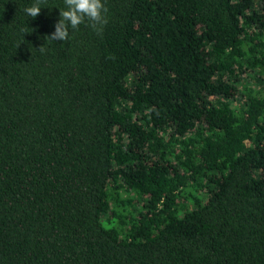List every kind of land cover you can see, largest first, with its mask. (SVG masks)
<instances>
[{"label": "trees", "instance_id": "1", "mask_svg": "<svg viewBox=\"0 0 264 264\" xmlns=\"http://www.w3.org/2000/svg\"><path fill=\"white\" fill-rule=\"evenodd\" d=\"M104 2L0 0V264H264V0Z\"/></svg>", "mask_w": 264, "mask_h": 264}, {"label": "clouds", "instance_id": "2", "mask_svg": "<svg viewBox=\"0 0 264 264\" xmlns=\"http://www.w3.org/2000/svg\"><path fill=\"white\" fill-rule=\"evenodd\" d=\"M46 0H33V3L23 11L28 17H37ZM65 8L59 9V20L55 23V31L46 37L47 41H65L70 39V29L78 31L81 24L87 23L94 32L102 34L108 24V9L104 0H64ZM28 28H22V33H28ZM24 38V37H23ZM20 45V44H19ZM19 45L17 47H19ZM45 51V45L38 49Z\"/></svg>", "mask_w": 264, "mask_h": 264}]
</instances>
